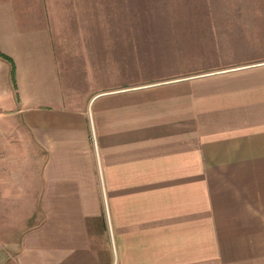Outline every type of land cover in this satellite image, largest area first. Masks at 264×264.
<instances>
[{"label": "crops", "instance_id": "0c3cea01", "mask_svg": "<svg viewBox=\"0 0 264 264\" xmlns=\"http://www.w3.org/2000/svg\"><path fill=\"white\" fill-rule=\"evenodd\" d=\"M32 6L0 0V264H264V59L84 84Z\"/></svg>", "mask_w": 264, "mask_h": 264}, {"label": "rangeland", "instance_id": "374dc122", "mask_svg": "<svg viewBox=\"0 0 264 264\" xmlns=\"http://www.w3.org/2000/svg\"><path fill=\"white\" fill-rule=\"evenodd\" d=\"M30 1L84 84L87 65L105 84L264 59V0Z\"/></svg>", "mask_w": 264, "mask_h": 264}, {"label": "trees", "instance_id": "16d2710c", "mask_svg": "<svg viewBox=\"0 0 264 264\" xmlns=\"http://www.w3.org/2000/svg\"><path fill=\"white\" fill-rule=\"evenodd\" d=\"M0 57L5 59L6 61H8L10 63V66H11V79H12V82H13V86L15 87V89H17L16 68H15L14 59L10 55H7L6 53L2 52L1 50H0Z\"/></svg>", "mask_w": 264, "mask_h": 264}]
</instances>
